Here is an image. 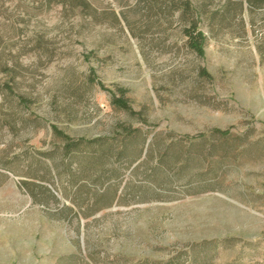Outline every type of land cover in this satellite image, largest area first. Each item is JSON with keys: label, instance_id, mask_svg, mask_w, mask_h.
<instances>
[{"label": "rangeland", "instance_id": "obj_1", "mask_svg": "<svg viewBox=\"0 0 264 264\" xmlns=\"http://www.w3.org/2000/svg\"><path fill=\"white\" fill-rule=\"evenodd\" d=\"M0 264H264V4L0 0Z\"/></svg>", "mask_w": 264, "mask_h": 264}, {"label": "trees", "instance_id": "obj_2", "mask_svg": "<svg viewBox=\"0 0 264 264\" xmlns=\"http://www.w3.org/2000/svg\"><path fill=\"white\" fill-rule=\"evenodd\" d=\"M247 2L251 5V6H259L264 4V0H247ZM185 36L188 39V45L189 47L194 50L199 56H203L204 55V45H205V41H206V37L204 35V33L199 30L198 27V21H194L189 28H186L184 30ZM203 75L206 77H209L208 73L206 71H203ZM10 92L12 93V91L10 90ZM119 98H115V104L117 103V105H121L123 108L127 107L129 105L128 100L126 99V90L125 89H120L119 90ZM21 104H25L26 101L21 98L20 99ZM119 129H121L124 133L125 136H127V138H132L135 137L137 134L140 133L139 130H133L131 128H126L125 126H121ZM213 133L217 136L226 138L230 135V132L228 130L223 131V130H219V129H215L213 130ZM59 135H61V137H63L69 144V150L71 149V147L75 144V142H73V144L71 145L70 143V138H68L67 136H65V134L59 132ZM145 138V137H144ZM80 142H84V140H80ZM147 144V138L143 139V143H142V149L140 150V153L138 154V158L141 159L143 157V155L146 154L145 152V147Z\"/></svg>", "mask_w": 264, "mask_h": 264}]
</instances>
